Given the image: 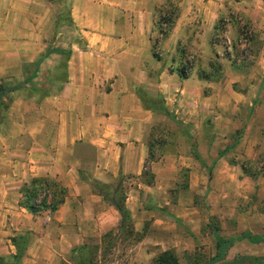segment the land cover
<instances>
[{
    "label": "crops",
    "instance_id": "obj_1",
    "mask_svg": "<svg viewBox=\"0 0 264 264\" xmlns=\"http://www.w3.org/2000/svg\"><path fill=\"white\" fill-rule=\"evenodd\" d=\"M56 1L0 0V82L6 84L0 100L15 93L0 122V258L15 253L11 238L26 236L18 264H74L88 241L99 243L120 225L91 181L126 179L137 181L123 206L142 233L138 248L146 256L151 248L188 255L200 242L202 219L192 205L182 210L175 194L182 166L190 201L206 206L214 186L227 184L222 173L240 169L238 160L264 161V105L253 106L249 92L261 85V57L250 68L221 69L216 80L198 78L222 0H59V7ZM167 1L178 10L158 41L156 60L155 10ZM257 19L264 30V18ZM258 35L264 42V33ZM190 36L206 61L181 79L166 62ZM164 124L177 132L171 149L149 166L148 184L140 178L148 141L152 128ZM47 176L66 190L64 201L54 212L31 214L19 206V188ZM258 244L242 238L226 253L240 246L247 249L241 256L255 258Z\"/></svg>",
    "mask_w": 264,
    "mask_h": 264
},
{
    "label": "rangeland",
    "instance_id": "obj_2",
    "mask_svg": "<svg viewBox=\"0 0 264 264\" xmlns=\"http://www.w3.org/2000/svg\"><path fill=\"white\" fill-rule=\"evenodd\" d=\"M222 1L225 8L215 20L214 30L209 37L211 52L206 58L213 61V71L218 65L220 69L225 67L250 68L259 57L263 61L262 65H264V55L261 54L263 56H260V52H264V42L258 39V34L264 33V30L254 24L255 18H258L257 20L264 18V0ZM55 4L59 7L60 1H56ZM156 18L158 16L155 15L154 20ZM262 25L264 27V24ZM197 31L193 30V32ZM190 39L191 36L184 37L182 41H179L178 48H183L185 55L179 57L175 48L174 55L169 57L166 62L168 67H178L180 66L179 61L185 60L192 66L199 68V64L206 61V59L200 58L202 55L200 48L197 47L195 41ZM258 72L251 78L255 82L259 76ZM248 78L250 79V75L246 80ZM260 83L261 85L256 90H249L250 96L254 99L253 106L259 102L264 105V74ZM244 90L247 91L248 89ZM176 132V128L172 129L167 124L152 128L148 141L149 156L147 154L143 165V171L146 174L140 177L141 180L151 182L149 166L152 162L157 161L163 152L171 149L172 139ZM181 142L187 145L189 140L183 139ZM237 163L238 168H240L237 172L230 169V171L222 173L226 177L227 184L223 187L214 186L212 202L206 206L204 202L197 201L195 197H193L192 202L190 201L187 168L182 166L175 194L178 193L181 196L182 210L190 205L197 208L196 211L202 219L200 228L202 236L200 242H197L198 244L188 255L183 253L180 257H176L174 254L178 264H188L187 257H190L194 263H205L215 255L218 241L236 238L240 234L250 237H258L264 234V161L258 159L238 160ZM210 172L208 169L207 176L209 178L211 177ZM120 182V190L116 192L115 197L124 198V193L130 187L135 186L137 181L126 179L124 183L122 180ZM114 183L116 184L117 181ZM178 188L181 190L180 192H178ZM42 195L43 192L39 196ZM207 210H212L211 216L207 214ZM192 218L188 216L186 219L188 223L194 222ZM180 219L182 220V218ZM130 225L131 228H126V225L123 224L117 230L103 236L99 243L98 239L88 241L86 248L81 253L75 254L74 264H154V259L160 252L151 248L149 250L150 255L146 256V251L138 248L142 233L135 232L132 224ZM189 225L191 227V224ZM256 247L258 250L255 251H258L259 254L255 257L256 262L254 264H264V241L259 242ZM244 250L247 249L240 246L230 248L224 257V262L220 264H252V260H249L252 257L240 255V252Z\"/></svg>",
    "mask_w": 264,
    "mask_h": 264
},
{
    "label": "trees",
    "instance_id": "obj_3",
    "mask_svg": "<svg viewBox=\"0 0 264 264\" xmlns=\"http://www.w3.org/2000/svg\"><path fill=\"white\" fill-rule=\"evenodd\" d=\"M167 8L165 11L163 9ZM178 7L173 1H167L163 6L159 7L155 10V15L158 16L154 22V28L157 33V37L151 40V54L156 59H160V55L157 51L158 41L159 39L165 38L175 20V16L177 14ZM179 41L177 42L176 53L179 57H183L185 55L183 48H178ZM180 66L171 68L168 67V71L175 72L179 78L185 79L189 75L190 69H192L191 64L187 63V61H179ZM213 61L209 60L207 63L206 70H198L197 76L202 80H216L221 75V69L216 66V70L213 71ZM213 71V73H212ZM6 84L0 82V92L4 90ZM13 90H10V93H6L5 100H0V122L2 121L3 114L8 108L10 102L12 101L15 93ZM11 93H13L11 95ZM149 156V153H148ZM146 174L145 171H142V175ZM151 179V174H150ZM145 183H150L148 181H144ZM117 184V185H116ZM111 183L109 185H102L96 181H91L90 185L94 192L102 195L108 202L114 207V209L120 215V228L123 224L126 225V228H131V220L129 217V212L124 208L123 202L124 198L115 197L117 191L120 190V181L117 183ZM43 192V195L40 197V193ZM20 201L19 206L24 208L31 214H38L43 210H48L49 212H54L59 205H61L66 196V190L61 187L54 178L52 177H34L32 178L28 184H24L19 188ZM244 238L249 243H259L264 241V234L258 237H250L249 235L240 234L236 238L227 239L218 241L216 244V252L215 255L209 258L203 264H215L222 260L225 255L227 249L235 242ZM10 242L15 248V253L10 255L7 258H0V264H18L19 258L22 256V252L24 250V246L27 242V237H16L11 238ZM83 251V250H82ZM82 251H79L80 253ZM252 260L251 263H255V258H250ZM154 264H178L176 257L172 250L160 252V254L154 259ZM197 264V263H191Z\"/></svg>",
    "mask_w": 264,
    "mask_h": 264
}]
</instances>
